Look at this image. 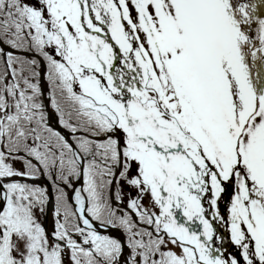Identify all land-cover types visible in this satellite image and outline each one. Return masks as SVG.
<instances>
[{"label":"snow or ice","instance_id":"1","mask_svg":"<svg viewBox=\"0 0 264 264\" xmlns=\"http://www.w3.org/2000/svg\"><path fill=\"white\" fill-rule=\"evenodd\" d=\"M0 264H264V0H0Z\"/></svg>","mask_w":264,"mask_h":264}]
</instances>
